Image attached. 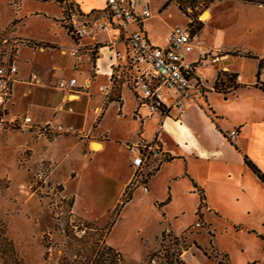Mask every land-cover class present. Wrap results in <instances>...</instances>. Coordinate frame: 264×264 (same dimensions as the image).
I'll return each instance as SVG.
<instances>
[{"label":"rangeland","instance_id":"obj_1","mask_svg":"<svg viewBox=\"0 0 264 264\" xmlns=\"http://www.w3.org/2000/svg\"><path fill=\"white\" fill-rule=\"evenodd\" d=\"M149 1L151 11H156L160 5L158 13L163 12L153 23L152 38L155 41L162 42L168 29L191 21L192 32L201 43L203 41L208 47L220 50L219 55L231 57L232 69L239 72L246 82L253 79L254 59L264 61V0ZM65 2L0 0V27L17 15L9 25L0 29L4 31L3 36L32 41L18 54V66L23 75L26 77L33 68L54 69L51 87L44 93L48 100L59 103L62 93L54 90L52 85L58 79L71 75L69 55L76 48L66 49L70 42L66 34L70 35L67 32L69 16L64 11ZM203 13H208L205 21L200 19ZM51 27L53 31H50ZM92 36L88 34L84 38ZM102 45H86L79 53H85L89 58L81 66L85 77H91L92 85L87 94L82 93L69 104L73 111L89 114L93 121L90 126L92 135L101 117L99 111L92 113L94 106L99 105L102 99L108 102L123 97L120 120L115 118V107H112L101 122L100 132H107L109 142L105 153L95 159L94 165H82L78 149L72 150L62 165L43 158L33 161L30 150L25 147L26 137L12 131L0 132V264H87L93 249V258L102 254V264H150L151 258L162 257L164 253L166 261L160 260V264H218L223 254L228 264H264V199L261 207L250 200L251 196L259 199L260 184L247 166L244 168L250 178H245L244 182H251L250 191L242 193L237 186L217 187V194L212 195L209 201L214 212L202 213L201 222L193 212L198 201L196 190L190 184L187 193L184 182L171 181V175L180 171V166L176 168V165H183L180 161L170 163V168L153 176L148 194L140 188L135 190L129 183L123 196L118 197L124 180L132 174L131 168L124 165L119 142L135 137L136 132H141V125L132 117L134 94L127 88L122 86L118 89L115 81L108 94L99 91L100 87L108 86L111 71V51L105 48L99 53L94 77L91 57L94 50ZM38 47L43 51L40 52ZM213 49L208 50L213 52ZM234 54L247 58L234 57ZM215 68L208 66L205 76L213 78ZM217 75L220 76L219 81L227 84L226 75L233 74L218 71ZM72 76L82 84L78 74ZM237 82L233 76L227 85L234 86ZM23 87L14 85L13 93ZM29 89L32 91L33 88ZM140 117L145 123L142 137L148 139L155 119L147 118L145 109L141 110ZM147 121H150L148 125ZM244 131L247 139L238 142V150L249 147L254 154L251 159L246 156L250 162L264 165V124H248ZM252 132L257 135L256 139L249 137ZM85 133L76 135L73 140H83ZM92 150L98 151L93 144ZM195 159L190 158L189 165H206V162ZM163 160L164 154L149 163L147 180L164 163ZM72 161H78L77 165H70ZM70 170L75 173L69 174ZM74 190L77 191L78 207L87 220L72 212ZM126 195H132L131 200L119 209ZM116 199L120 205L113 208ZM251 205L255 206L254 211H248ZM196 222L200 223V228H194ZM165 230L173 234L163 232ZM106 235L107 243L117 247L124 259L120 254L112 258L107 251L110 248L105 244ZM212 241L220 253L214 250ZM198 251L205 252L214 262L204 261L196 254ZM193 255L192 260L189 257Z\"/></svg>","mask_w":264,"mask_h":264},{"label":"crops","instance_id":"obj_2","mask_svg":"<svg viewBox=\"0 0 264 264\" xmlns=\"http://www.w3.org/2000/svg\"><path fill=\"white\" fill-rule=\"evenodd\" d=\"M69 1L72 2L73 5L76 6L77 9L82 14L85 15H88L89 13L94 11L102 12L105 7V0H69ZM135 2L138 7L142 6L146 2L150 4L149 0H143L142 2L140 0H135ZM159 8L160 5H158L157 8L155 9L156 11H154L156 12V14H154V12L151 11L153 17L150 18L148 21H146L142 28L150 44L157 47L164 45L165 37L169 32V30L171 29L170 28L166 31L162 42H157L152 38L153 35L152 32L154 30L153 28L154 20L158 18L157 16H161V14L163 13V12L158 13ZM165 10L166 9H164L163 11ZM168 17H170V14L168 15ZM15 18H17V15L14 16V19ZM14 19H11V21ZM10 22L0 27V29L5 28L7 25L10 24ZM50 31H53L52 27L50 28ZM88 34L93 35L94 40H91L90 37L83 38L80 40L73 39L66 34V36L70 39L69 40L70 42H68L66 49L70 51L77 44L80 46L99 44V43L103 44L102 46H98V53H97L98 56L97 59L95 60L93 67L94 75H95L96 63L98 62L99 59V53L105 48L111 51L109 47L106 46V44L108 40L109 39L111 40L113 37L106 36L101 32H96L92 23H89L88 25ZM39 42H43V41H39ZM201 44L203 47V51H198V50L192 51L186 56V59L188 61H194L198 57H200V55L203 54V52L210 51L208 49H213L211 47H208L206 44H204L203 41ZM23 49H25V47L20 48L18 54L20 51L22 52ZM115 49H117L118 51H123L124 47L120 42H117ZM26 50L32 53V51L29 50L28 48H26ZM213 50L215 51L217 49L214 48ZM110 54H111L110 65L112 67L114 63V59H113V53L111 52ZM65 56L66 55H64L63 57ZM222 57L224 58L221 64H210L208 61H206L204 65L201 68H199L198 76L200 79V83L202 85V89L200 94L196 96L195 101L187 104V110L184 115L178 116L176 113H171L168 117H162L159 114H154L152 117H149L151 119L154 118L155 122H154L152 134L148 139L142 137L141 132L145 123L143 121V118L140 117V112L143 109L139 106L135 96L133 95L134 106L131 111L132 117L133 119L135 120L137 119L139 121L141 125V132L140 133L136 132L135 137L133 138L125 139L121 142L117 140L121 146V148H119V152L123 153V156L125 158L124 165H126L128 169L130 168L131 157L127 153L125 147L128 144L136 143L138 141L139 142L155 141L157 145L161 148L162 153L164 155H168L174 158L172 161L164 162L162 165H160L156 170V172L149 177L146 183L148 192H146L145 194H148L150 192L149 184L153 176L170 168L172 166L170 165V163H173L174 161L182 162L183 165H176V168L177 166L178 168L180 166V171L178 170V172H175L171 175V181L184 182V186L186 187L187 193L190 190V184L193 189L199 190L203 193L205 210H203L202 213L214 212V210L211 208L209 201L212 195L217 194V187L237 186V189L241 190L242 193H247L248 191H250V189L252 188L251 182L250 181L244 182V180H246L245 178L249 179L250 177L245 172L244 166L246 165L243 161V155L251 159L250 157L253 158L254 154L252 152L253 150L249 149V147L246 150H238L237 148L238 142L240 141V143H242L243 138L247 139V135L244 130L248 124H252L253 126H260L264 124V74H262L261 72V75L259 77H257L256 75L258 71V62L260 59H254L256 63V67H255V73L253 75V79L250 82H246L243 76L239 72L232 69L233 67L232 58L226 54L222 55ZM69 58L71 60V69H72L71 71L72 73L69 77H73L72 74H78L82 78V83L88 78L91 79L90 76L85 77V70L83 66H81L84 64V62L80 63V65H75L70 55ZM208 66L210 67L216 66L214 76L213 78L210 79L207 76H205L204 73L206 72ZM17 69H18L19 78L22 81H27L30 73L35 72L37 74L39 84L28 85L23 83H17V85L24 86L26 87V89H24L23 87L22 90L20 88L19 91L14 92V103L13 106L11 107L12 113L29 116L34 122H44L53 119V112L55 109L61 106L64 108H69V104H71L72 102L63 104L62 102L63 94L60 97V103H59L48 100L46 98V93H44V90L51 87L50 85L52 84L51 80H52V75L54 74V69L51 68L50 70L44 67H41L39 69L33 68L30 71V73L25 77L23 75L21 67L18 66V60H17ZM203 69L205 71H202ZM218 71L231 73L233 75H239L240 80L237 82L236 85L228 86L227 85L228 83L226 84L223 83V81L222 82L217 81L216 74ZM201 72H203L204 74H202ZM94 77L96 78V75ZM216 83L217 86H215ZM111 86L112 85L108 84L107 92L109 91L111 92L112 90ZM123 87L126 88L125 85ZM29 88H33L32 91H30ZM53 89L56 90L55 88ZM127 91L129 93H132L131 90H127ZM112 107H115V114H116L115 118L117 120H120L121 113L124 108L123 97L120 100L111 99L108 102H105V99H102L99 105L94 106L92 113L95 110L99 111L101 117L92 135H90L91 132L90 126L93 121L90 120L89 114L86 111L83 113L78 111H73L72 113H67L65 111H62L56 115L55 120L61 123L62 125L72 126L73 128L79 131L86 132L83 140L79 142L73 140L75 136H61L55 139L54 141H51L50 143H46L43 140H36V138H34L30 132H22V133L13 132V133H18L22 137L27 138V140L25 141V147L30 150L31 152L30 158L33 161L34 160L37 161L43 158L51 161L53 164L62 165L66 161V159H68V156H71L70 152L72 150L78 149L77 152L80 156V159H82V165H94L95 159L99 158L100 155L105 153L106 146L109 142L107 138V132H100V125L103 119L105 118L106 113H108L109 109ZM149 123L150 121H147V125ZM231 130H236L238 133L235 144L232 143L228 138V133ZM103 134H106V136L101 137V135ZM250 135L251 136L249 137L251 138L252 137L254 139L257 138V135L253 134V132L252 134L250 133ZM262 137L264 138V136ZM28 140H32V141H28ZM92 144H99V147L97 148L98 151L92 150ZM190 158L193 159L196 158L197 160L198 159L202 160L206 162V165H189ZM76 162L78 161H72L70 162V165H77ZM242 163L244 165H242ZM99 165H101V162L99 163ZM255 166L264 174V165H255ZM73 172L75 173L74 170H70L69 174ZM75 180H76V176H75ZM130 180H131V173L124 180L118 197L123 196L126 187L130 183ZM185 181L189 183H185ZM257 181L260 184L259 185L260 197L259 199L256 200L254 197L251 196L250 200L253 203L255 201L257 204H259L258 206L261 207L260 203L264 199V195H263L264 185L258 179ZM136 189L138 188H135V190ZM211 192H213V194H211ZM76 195H77V191L74 190V194H73L74 204L72 206V212L86 219L81 209L78 207V203H77L78 197H76ZM117 201L118 199H116V201L114 202L113 208L114 207L116 208L117 206L120 205L117 204ZM198 203H199V197L197 203L194 204V208H195V209L193 208L194 216ZM250 207L251 208L248 211L255 210L254 205H251ZM167 231L170 230H165L163 232H167ZM207 231L209 232V227ZM163 232H161L160 236L163 234ZM107 235L105 238L106 246L112 249L113 251L119 253L124 259V256L121 254V252L117 247L107 243V237H108ZM215 251L219 252L217 248ZM196 254H199V256H201V258L206 262L209 261L214 262L213 260H209L208 258H206L204 254L200 251H198ZM194 257L195 256L193 255L190 256L189 258L193 260Z\"/></svg>","mask_w":264,"mask_h":264},{"label":"built area","instance_id":"obj_3","mask_svg":"<svg viewBox=\"0 0 264 264\" xmlns=\"http://www.w3.org/2000/svg\"><path fill=\"white\" fill-rule=\"evenodd\" d=\"M81 12H70L69 35L73 39H82L88 35V25L92 23L96 32H101L109 39L106 46L113 53L114 63L109 75V84L113 85L119 79L123 69H129L128 85L134 94L139 106L146 110L147 118L154 114L168 117L171 113L178 116L185 114L187 104L194 102L200 94L202 85L198 70L206 61L210 64H221L222 55L218 50L206 51L194 61H188L186 56L194 50L203 51L201 42L192 32L191 21L186 25H177L169 30L163 46L157 47L148 41L142 30L146 21L152 18L148 2L137 6L133 0H105V7L97 18L90 22ZM0 31V132H30L36 140L46 143L54 141L61 136H76L83 132L72 126L62 125L55 120L58 113L65 111L72 113L69 108L59 107L53 112V119L44 122H34L29 116L12 113L14 103L13 87L17 83L28 85L39 84L35 73H30L27 81H22L18 75L17 60L20 46H28L32 41L4 37ZM91 40H94L93 36ZM117 42L124 47L123 51L115 49ZM84 46L76 45L70 56L79 64L88 62L87 54H79ZM40 52L41 47L37 48ZM237 81L239 75H235ZM53 88L63 94V104L71 103L91 88V79L78 84L73 77L58 79ZM107 94V87L99 88ZM238 133L231 130L228 138L236 143ZM126 151L131 157L132 170L130 183L135 188L148 192L146 168L149 163L160 158L163 153L155 141L136 142L126 145ZM196 222L194 228H200ZM264 240V234L262 235ZM178 240V239H177ZM153 257L150 264H160L166 261V256ZM182 256V252L180 253ZM161 258V259H160ZM175 261V260H174Z\"/></svg>","mask_w":264,"mask_h":264},{"label":"trees","instance_id":"obj_4","mask_svg":"<svg viewBox=\"0 0 264 264\" xmlns=\"http://www.w3.org/2000/svg\"><path fill=\"white\" fill-rule=\"evenodd\" d=\"M249 2H252L251 0H248ZM64 11L66 13H68V18H70V12H73V11H76V12H79L80 11L77 9L76 6L73 5L72 2H70L69 0H66L65 2V9ZM100 14V12L98 11H94V12H91L89 13L87 16H85V18H87L90 22H93L97 16ZM67 32L69 33V28H67ZM97 51H98V47L94 50V52L92 53V67H94V63H95V60L97 59ZM96 54V57L93 56ZM234 57H239V58H247L246 56L244 55H238V54H234L233 55ZM264 71V61L262 59L259 60L258 62V71H257V77H259L261 75V72ZM233 76L235 77V75H226V79H227V82L230 84L232 82V78ZM219 75H217V81H219ZM128 78H129V69H123L122 73L120 74L119 76V79L116 80L117 82V87L118 89H121L122 86H126V88L128 90H130V87L128 85ZM215 86H217V83L215 84ZM174 158L173 157H170L168 155H164V162H170L172 161ZM243 161L245 163V165L247 167H249L252 172L254 173V175L257 177V179L264 185V174L255 166L253 165L250 160L246 157V156H243ZM197 193H198V197H199V203H198V206H197V209H196V212H195V216L196 218L198 219L199 222H201L202 220V211L205 210V203H204V195L201 191L199 190H196ZM131 199V195H126L125 198H124V201L123 203L121 204V206H119L118 208L120 209L124 204L128 203ZM213 235L211 234V238L213 240ZM211 246V245H210ZM212 247L214 248V250H216V247L214 246V243L212 241ZM95 249H93L91 251V253L88 255V263L89 264H102V254H100L99 256L97 257H92L93 256V253H95L94 251ZM108 252L111 253V256L112 258H115V256H120L119 253L113 251L112 249H107ZM204 256L208 259H210L209 256H207L205 254V252H203ZM92 258H93V261H92ZM91 261V262H90ZM87 263V264H88ZM218 264H228V260H227V257L226 255H222V258L220 260L217 261Z\"/></svg>","mask_w":264,"mask_h":264},{"label":"bare ground","instance_id":"obj_5","mask_svg":"<svg viewBox=\"0 0 264 264\" xmlns=\"http://www.w3.org/2000/svg\"><path fill=\"white\" fill-rule=\"evenodd\" d=\"M200 19L202 21H205L206 19H208V13H203L200 17ZM99 147V144H93V148H98Z\"/></svg>","mask_w":264,"mask_h":264}]
</instances>
